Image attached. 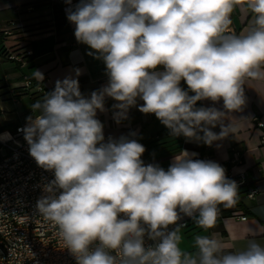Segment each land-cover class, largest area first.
I'll return each mask as SVG.
<instances>
[{
    "label": "clouds",
    "instance_id": "9594fccd",
    "mask_svg": "<svg viewBox=\"0 0 264 264\" xmlns=\"http://www.w3.org/2000/svg\"><path fill=\"white\" fill-rule=\"evenodd\" d=\"M237 5L252 15L239 35L230 28ZM66 11L77 42L105 64L108 82L85 97L75 69L31 105L22 132L30 156L54 174L37 211L76 264H264V245L254 239L228 250L196 235L195 252L180 247L182 216L207 230L221 208L239 202L224 167L187 150L167 170L145 165L143 144L126 136L106 141L97 119L106 97L116 101L117 123L140 100L138 110L155 114L173 137L208 146L228 137L235 128L224 117L245 105V80L264 79V0H79ZM33 77L44 80L39 70ZM205 100L222 101L223 110L197 107Z\"/></svg>",
    "mask_w": 264,
    "mask_h": 264
},
{
    "label": "crops",
    "instance_id": "0c3cea01",
    "mask_svg": "<svg viewBox=\"0 0 264 264\" xmlns=\"http://www.w3.org/2000/svg\"><path fill=\"white\" fill-rule=\"evenodd\" d=\"M31 0H12L7 4L15 9L13 18H0L1 45L8 52H22L26 64L20 67L16 62L0 54V135L3 138L14 131V128L27 121L26 118L33 115L31 105L46 94L35 93V90H23L22 75L32 78L35 84L42 85L47 93L55 87V82L63 80L67 76L75 77V69L81 70L78 77L81 93L90 97L93 91H97L108 82L106 66L102 60L88 55L87 45L78 43L74 31L70 32L71 41L63 38L61 25L55 21V7L59 4L54 0H47L46 17L40 20H31L20 33H16L15 27L20 25L21 5ZM36 1V0H35ZM55 4V5H54ZM14 7V8H13ZM56 9V10H57ZM27 11V17H34L37 12ZM231 30L239 35L246 32L252 21V15L242 5H237L231 14ZM22 23V22H21ZM24 25V24H22ZM15 33V34H14ZM8 41H12L8 45ZM16 44L17 47H13ZM35 46V49L33 48ZM10 61L11 65H6ZM28 69L27 71H24ZM39 70L44 75L40 83L33 77V71ZM181 86L187 90L183 81ZM246 102L241 111L233 112L224 117V122L231 124L235 131L223 140L214 142L211 146L202 141H189L183 136L173 137L170 130L156 118L155 114H144L138 110L143 101H137V107L129 109L127 119L117 123L113 118L112 98H105V112H97V119L104 125V135L108 139H119L126 136L136 139L143 144L146 151L142 157L147 164H158L165 170L171 164L173 157L183 150L196 153L194 159H202V155L211 153L208 160L224 163L238 151L239 162L232 166L234 172L246 173V184L238 187L239 203L233 208L222 209L215 225L210 229H203L194 220L190 219L182 231L180 247L187 252H195L194 239L196 235L213 236L226 245L228 250H242L249 240L264 245V79H246L244 83ZM191 94V93H190ZM203 107H216L223 110L222 101L213 103L210 100L199 101ZM257 117L262 125L256 124ZM212 131L219 133L217 126ZM135 133V136H131ZM8 134V135H5ZM202 135V133H201ZM3 151L0 152V158ZM255 189L253 197H247V189ZM244 214L245 219L236 215Z\"/></svg>",
    "mask_w": 264,
    "mask_h": 264
},
{
    "label": "built area",
    "instance_id": "2783aa9c",
    "mask_svg": "<svg viewBox=\"0 0 264 264\" xmlns=\"http://www.w3.org/2000/svg\"><path fill=\"white\" fill-rule=\"evenodd\" d=\"M54 1L59 4L65 22L75 30V25L67 19L66 10H74L79 0H72L71 4L66 3V0ZM7 58L20 67L26 64L22 52H7ZM21 88L33 89L38 94L47 91L25 74L22 75ZM254 120L256 124L262 125L257 117ZM26 124L27 121L17 125L7 138L0 135V152L3 151L0 158V264H76L75 257L64 247L57 229L44 221L37 211V200L44 194L43 185L54 179V174L40 168L30 156L22 132ZM261 141L264 142V135ZM239 156V152L234 151L223 167L226 176L241 187L246 184V173L232 170V166L239 162ZM210 157V152L202 155L203 160ZM141 158L147 165V161ZM255 193V189L249 188L246 196L253 197ZM236 216L246 218L244 214ZM190 219L182 216L179 223L184 228ZM145 243L148 246L153 242L146 238Z\"/></svg>",
    "mask_w": 264,
    "mask_h": 264
},
{
    "label": "rangeland",
    "instance_id": "374dc122",
    "mask_svg": "<svg viewBox=\"0 0 264 264\" xmlns=\"http://www.w3.org/2000/svg\"><path fill=\"white\" fill-rule=\"evenodd\" d=\"M12 0H0V18H13L14 15L16 14L15 9H12V7H10L9 4H7V2H11ZM49 4L47 2V0H31L29 2H27L24 5H21L20 8V15L22 18H20V20L18 22H20V25H18V27H15V31L16 33H20L22 28H25L28 25V22H31V20L34 18V20H40L41 18H45L46 17V11L48 10L47 7H43L44 5ZM55 5V4H54ZM14 8V7H13ZM30 10V12H37L36 15H34V17H27L28 15L26 14L27 11L26 10ZM56 7H55V11H56ZM43 16V17H42ZM61 22H63V20H60ZM22 22V23H21ZM24 24V25H22ZM61 28L63 30V38H65L68 42L71 41V35L70 32L73 31V29H71L69 27V25L66 23H62ZM15 34V33H14ZM8 45L12 44V41H8L7 42ZM17 47L16 44H13L12 48ZM33 48L35 49V46L33 45ZM36 51V49H35ZM12 63L10 61L6 62V65H11ZM28 69H25L24 71H27ZM183 231V228H182Z\"/></svg>",
    "mask_w": 264,
    "mask_h": 264
},
{
    "label": "trees",
    "instance_id": "16d2710c",
    "mask_svg": "<svg viewBox=\"0 0 264 264\" xmlns=\"http://www.w3.org/2000/svg\"><path fill=\"white\" fill-rule=\"evenodd\" d=\"M60 20H63V22H61ZM55 21L58 23V25H62V23H65L66 24V22H65V20H64V18L62 16V14H61L60 8L55 11ZM1 41L2 40H1V36H0V54L1 55H4V56H7V52L8 51H7V49L3 45H1ZM46 93H47V91H46ZM200 106H201L200 103L197 102V107H200ZM223 164L224 163H220V165L222 167H223ZM237 205L239 206L240 203L238 202ZM222 209H224V208H222Z\"/></svg>",
    "mask_w": 264,
    "mask_h": 264
}]
</instances>
